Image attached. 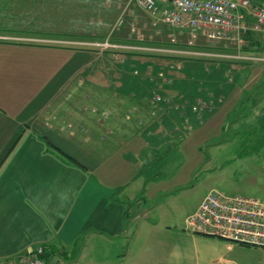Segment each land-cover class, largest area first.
<instances>
[{
	"label": "crops",
	"instance_id": "1",
	"mask_svg": "<svg viewBox=\"0 0 264 264\" xmlns=\"http://www.w3.org/2000/svg\"><path fill=\"white\" fill-rule=\"evenodd\" d=\"M128 5L134 4L129 0ZM5 12L10 17L4 23L0 16V264L19 261L40 247L46 264H264V249L186 231L187 219L204 199L189 205L188 198L170 197L187 183L165 192L158 183L143 181L148 158L158 155L169 135L158 133L155 119L143 117L149 115V105L141 100L148 89L135 90L132 71L116 69L109 78L93 53H71L46 42L61 38L37 34L47 30L61 37L65 31L45 29L35 12L16 22L22 7ZM245 38L241 49L224 43L234 45L235 53L264 51V35ZM49 62L61 70H38ZM122 73L126 79L119 86ZM56 74L63 85L39 82ZM174 92L185 99L204 98L195 88ZM163 112L167 117L174 111ZM191 117L197 123L192 111ZM154 200L159 208L152 218L149 201Z\"/></svg>",
	"mask_w": 264,
	"mask_h": 264
},
{
	"label": "rangeland",
	"instance_id": "2",
	"mask_svg": "<svg viewBox=\"0 0 264 264\" xmlns=\"http://www.w3.org/2000/svg\"><path fill=\"white\" fill-rule=\"evenodd\" d=\"M128 2L129 0H34L33 7L31 0H0V16L1 21L6 23L10 16L6 17L5 11L22 7L23 15L21 18L17 16L18 22L27 17V11L35 12L34 16L39 17V23L46 26L45 29L55 26L53 28L65 31L61 37L47 30L37 33L46 36L45 38H61L52 39L60 46L67 45L65 42L68 41L99 42L106 39H100L101 36H108L110 39H117L118 42L115 43L123 45L194 53L193 56H173L174 58L167 55L164 59H154L153 62L133 64L130 54L121 53L114 60L108 53L72 48L70 45L65 47L71 53H77L78 50L81 54H85L84 51L93 53L100 61L98 64L104 65L99 70L103 69L104 74L110 75L109 78L113 77L114 74L111 73L116 69L125 73L126 70L132 71L137 82L135 90L144 86L148 89L147 95L141 100L144 99L143 102L149 105V115L143 117L155 119L161 125L158 133H165L172 138H167L156 157L151 160L148 158L147 167L144 168V182H156L159 190L165 192L176 183H187L188 187L173 192L170 197H181L184 202L188 198L189 205L201 201L212 190L264 201V64L199 59L202 57L200 53L211 54L210 51L216 53L213 55L235 54L234 45L218 41L212 43L196 32L171 29L138 6L128 5ZM122 15L124 20L120 22ZM117 22V29L111 32ZM68 24L71 28H68ZM0 33L4 31L0 30ZM94 38L99 40L93 41ZM263 52L254 54L264 56ZM56 63L51 66L49 62L38 70H61ZM158 63H162V66ZM124 65L126 69L122 67ZM94 69L89 71L90 75L86 79L88 83L94 75ZM124 75H120L117 83L119 86L126 79ZM95 77L98 79L99 76ZM61 79L56 74L39 78V82L59 86L64 84ZM103 79L109 80L106 76ZM93 82L95 83L94 80ZM178 87L187 90L195 88L197 94H202L204 98H182L174 92ZM170 91H173L172 94ZM75 102L77 98L66 105V108L70 109ZM163 109L174 111L170 113L182 118L183 124L174 122L170 113L165 117ZM191 111L196 114L197 123L190 122ZM143 112L140 111L141 114L145 113ZM128 117L129 114H126L127 119ZM140 123L143 124L142 121ZM180 128L185 131L181 133ZM148 129L156 130L151 126ZM176 132L181 134H175ZM176 135L181 136V139L173 137ZM137 182L136 187H140V182ZM152 190L153 186L150 185L149 195ZM166 198L168 197L161 198L160 202ZM156 200L149 201L150 212L155 209L150 215L152 218L159 208Z\"/></svg>",
	"mask_w": 264,
	"mask_h": 264
},
{
	"label": "built area",
	"instance_id": "3",
	"mask_svg": "<svg viewBox=\"0 0 264 264\" xmlns=\"http://www.w3.org/2000/svg\"><path fill=\"white\" fill-rule=\"evenodd\" d=\"M135 6L172 29L201 34L211 42L237 43L245 36L264 35V5L253 0H130ZM162 5V6H161ZM123 19H120V22ZM64 46L111 54L147 53L187 57L194 53L155 47H135L106 39L99 42H65ZM199 59L264 64V57L238 51L232 55L200 53ZM197 55V54H196ZM224 58V59H222ZM186 231L227 243L264 249V201L246 196H230L212 190L197 211L186 221ZM45 248L40 247L19 261L4 264H46Z\"/></svg>",
	"mask_w": 264,
	"mask_h": 264
},
{
	"label": "trees",
	"instance_id": "4",
	"mask_svg": "<svg viewBox=\"0 0 264 264\" xmlns=\"http://www.w3.org/2000/svg\"><path fill=\"white\" fill-rule=\"evenodd\" d=\"M94 39H96V38H94ZM112 42H118V41H117V39L113 38ZM124 42H128V41H124ZM129 57H132V59L137 61L139 64L141 62H144V63L151 62L154 59H159V58L164 59V57H166V56H161V55H156V54H147V53H131L129 55ZM169 57L174 58L173 56H169ZM161 64L162 63H158V65H161ZM123 67H125V66H123Z\"/></svg>",
	"mask_w": 264,
	"mask_h": 264
}]
</instances>
